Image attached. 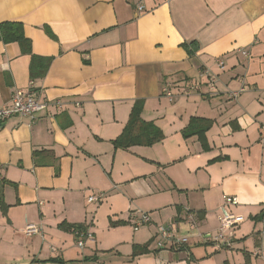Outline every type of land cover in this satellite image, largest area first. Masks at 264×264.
Instances as JSON below:
<instances>
[{
    "label": "crops",
    "instance_id": "crops-1",
    "mask_svg": "<svg viewBox=\"0 0 264 264\" xmlns=\"http://www.w3.org/2000/svg\"><path fill=\"white\" fill-rule=\"evenodd\" d=\"M4 21L51 60L31 80V55L0 42V107L30 82L50 104L0 121V264H264V0H0ZM198 80L202 91L179 98ZM136 101L164 139L117 149ZM192 117L212 122L205 150L181 135ZM223 196L237 198L240 223L218 248ZM138 212L146 229H133ZM162 223L187 245H151ZM72 225L91 233L83 248L61 228Z\"/></svg>",
    "mask_w": 264,
    "mask_h": 264
},
{
    "label": "built area",
    "instance_id": "built-area-1",
    "mask_svg": "<svg viewBox=\"0 0 264 264\" xmlns=\"http://www.w3.org/2000/svg\"><path fill=\"white\" fill-rule=\"evenodd\" d=\"M137 10H143V7L138 5ZM239 52L244 56L248 57V53L244 50H239ZM217 67L221 70L224 69V62L220 59H216ZM209 77V76H206ZM214 76L207 81V87L210 91L215 88ZM216 80V79H215ZM182 93L188 96L190 93V88L185 87ZM189 90V91H188ZM186 92V93H185ZM164 94L167 98L171 99L173 96L166 88ZM237 92L230 94V97H235ZM49 102L42 99L32 82L29 83L27 88L16 89L10 99V104L8 106L0 107V121H4L13 116H26L32 119L36 118L43 112H45L49 107ZM57 109L62 108V104L59 101L54 103ZM104 197L103 193L90 195L87 198L89 203H99ZM237 198L234 196H223V204L219 209L217 214L218 228L216 233L210 237V243L214 244L218 248L230 247L233 244L234 231L239 225V219L231 212L230 207L237 205ZM131 224L133 229L137 230L143 225H148L151 219L147 213H135L131 215ZM190 221L191 218H188ZM193 226L191 221L189 222ZM27 233L35 234L37 229L34 226L27 227ZM156 238L158 241L155 242L157 249H162L165 246H186L188 243V237L179 236L177 229L173 224H164L157 227ZM73 236L75 237L76 246L78 248H83L87 240H91V233L86 229L85 231L73 230Z\"/></svg>",
    "mask_w": 264,
    "mask_h": 264
},
{
    "label": "trees",
    "instance_id": "trees-1",
    "mask_svg": "<svg viewBox=\"0 0 264 264\" xmlns=\"http://www.w3.org/2000/svg\"><path fill=\"white\" fill-rule=\"evenodd\" d=\"M0 42L4 44L17 43L22 54L31 55L30 41L25 38L23 33V26L20 22L4 21L0 22ZM194 44V43H193ZM49 58L42 59L31 55V62L29 66L31 80L43 76L49 63ZM143 109L142 101H136L130 111L128 121L124 126L121 134L113 141V145L117 149H129L134 146H152L163 140L162 131L152 122H145L141 119V112ZM211 120L192 117L185 128L181 130V135L184 139L196 136L200 141L202 148L207 149L205 140V133L211 127ZM1 208L4 210V205L1 203ZM85 231L83 225L61 226V228ZM75 238V237H74ZM147 245L134 246L132 257L147 253ZM53 263L62 264V260H49Z\"/></svg>",
    "mask_w": 264,
    "mask_h": 264
},
{
    "label": "rangeland",
    "instance_id": "rangeland-1",
    "mask_svg": "<svg viewBox=\"0 0 264 264\" xmlns=\"http://www.w3.org/2000/svg\"><path fill=\"white\" fill-rule=\"evenodd\" d=\"M211 77H213L212 75L211 76H209V77H207L206 79V81H208L209 79H211ZM214 83H216V80H215V78H214ZM187 85V87L188 88H190V91H189V95H191L192 93H193V95H196V94H194L195 92H199V90L201 89V91H202V85H201V82L198 80V81H194V82H190V83H187L186 84ZM206 86H207V82H206ZM215 87H216V84H215ZM208 88V87H207ZM215 89V88H214ZM186 93V92H185ZM183 94V93H182ZM183 96V97H179V98H190V97H192L193 95H191V96ZM163 133V132H162ZM163 136H164V134H163ZM163 139H164V137H163ZM155 145V144H154ZM140 147H143L145 150H149V149H147V148H151V147H153V145L152 146H140ZM145 153L147 154V155H151V153H150V151H145ZM100 193V192H99ZM98 192H96V193H91V195H94V194H99ZM90 196V195H89ZM88 198V197H87ZM103 199H104V197H103ZM102 199V200H103ZM94 204H98V203H94ZM138 210H140V209H138ZM138 213H143V212H138ZM163 224H165V223H162V224H158L157 226H160V225H163ZM146 227H147V225H143V226H141L140 227V229L141 230H143V229H146ZM131 228V227H130ZM237 231V230H236ZM153 234H154V237H155V234H156V227H155V232H153ZM108 236L110 237L111 235L110 234H108ZM153 236V235H152ZM74 237V236H73ZM75 239V238H74ZM158 241V238H156L155 237V240L154 241H152V243H151V245H155V242H157ZM86 243V242H85ZM75 244H76V242H75ZM84 246H85V244H84Z\"/></svg>",
    "mask_w": 264,
    "mask_h": 264
}]
</instances>
